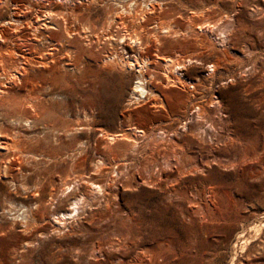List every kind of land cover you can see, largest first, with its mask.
<instances>
[{"label":"rangeland","instance_id":"374dc122","mask_svg":"<svg viewBox=\"0 0 264 264\" xmlns=\"http://www.w3.org/2000/svg\"><path fill=\"white\" fill-rule=\"evenodd\" d=\"M85 1L61 0L48 14L43 0H0V27L12 14L32 19L42 35L18 44L51 62L47 74L26 62L25 85L6 82L0 142L18 132L26 149L61 152L55 168H3L0 264H264V0H158L142 20L123 12L124 0H96L75 15L71 5ZM8 45L0 39V53ZM141 78L152 94L132 93ZM81 145L87 172L99 157L93 185L71 166ZM64 179L68 189L46 204ZM66 192L81 201L58 221L72 207Z\"/></svg>","mask_w":264,"mask_h":264},{"label":"bare ground","instance_id":"6f19581e","mask_svg":"<svg viewBox=\"0 0 264 264\" xmlns=\"http://www.w3.org/2000/svg\"><path fill=\"white\" fill-rule=\"evenodd\" d=\"M46 1V4H44V6H43V8H45V10H44V12L45 13H50L51 12V9H50V7L51 6H53V5H56V6H60V4L59 3H61V0H59V2H57V1H55V3L54 2H51L50 0H43V2H45ZM70 1V4L72 3V0H69ZM96 0H86L85 2H84V4H82V5H71V10L72 11H75V15H76V13L78 14V12H79V14H80V12L81 11H83V10H87L88 9V6L90 5V4H92L93 2H95ZM108 1H116V0H108ZM126 3H125V5L127 6V4H129V3H133V5L132 6H130L129 5V7H128V9H126L127 7L126 6H123V5H120L121 6V8H122V10H123V12L124 11H126L128 14H130L131 13V15H132V18L133 19H138V20H142L143 18H145V17H147L148 16V14L149 13H152V12H155V11H157L158 9H161L160 7V5H159V1L158 0H141V2H143V5L144 6H142V7H139L138 5H136V6H134L135 5V3L136 2H138V3H141V2H139L138 0H124ZM106 3V2H105ZM120 3V2H119ZM124 4V3H123ZM117 5V4H116ZM110 7H111V5H110ZM109 7V8H110ZM120 8V9H121ZM112 9H113V7H112ZM115 11H117V9H114ZM117 13V12H116ZM120 13V12H119ZM121 14V13H120ZM127 15V14H126ZM123 16V15H122ZM121 16V17H122ZM110 20V19H109ZM123 20V19H122ZM146 20V19H145ZM133 21V20H132ZM5 24H1V26L2 27H0V39H3L4 41H8V43H9V45H10V47H9V45H8V47H9V50L8 51H5V53H0V93H2V92H4L5 90H4V87H7V89H8V87L10 86V85H6V82L7 83H9V84H11V86H14L17 82L18 83H20V85L22 84V83H24V85L26 84V79L23 77V75L25 74V73H23L24 71H25V66H24V64L26 63V62H28V61H30V62H34V63H37V64H40V65H42V69L41 70H39L40 72H43V73H48V70L47 69H45V67H49L50 65H51V62L47 59V60H44L45 59V57L43 58V57H35V55L32 53V51H24V50H22L21 48H20V45L18 44V40H21V39H23V38H25V37H28V36H31V37H34V38H36V37H39V35H42L41 34V31L39 30V28H38V26L35 24V22L32 20V19H30V21L29 22H27V23H23L22 22V19L20 18V17H15V15L14 14H12L11 15V17L9 18V20L8 21H6V22H4ZM62 23H63V29H64V31H65V33H66V35H68V36H70L71 35V33H74L73 32V30L70 28V26H71V24H72V22H66V20H65V18H64V16H63V19H62ZM133 23V22H132ZM139 24V23H138ZM142 25V24H141ZM86 27V26H85ZM102 27V26H101ZM147 27V26H146ZM1 28H3L2 30H1ZM83 28V27H82ZM164 28V27H163ZM162 29V28H161ZM202 30V27L201 26H198V27H196V28H194L193 29V34H194V36H196V37H198L199 36V32ZM159 31V30H158ZM163 32H165V33H169L168 32V29L167 30H165V31H163ZM173 34H175V35H177V34H179V33H173ZM144 35V34H143ZM164 35V34H163ZM162 35V36H163ZM168 35V34H167ZM222 35H224V39H226L227 40V36H225V34H222ZM164 36H166V35H164ZM33 38V39H34ZM156 38V37H155ZM44 39V38H43ZM134 39V41L133 42H135V41H137L136 39H135V37L133 38ZM223 39V41H226V40H224ZM45 40H46V38H45ZM155 40V39H154ZM159 41V40H158ZM222 41V42H223ZM32 42V41H31ZM140 42V41H139ZM201 42H202V40H201ZM5 43V42H4ZM7 45V44H6ZM24 46H26V45H24ZM28 50V49H27ZM44 56V55H43ZM48 58H50V57H48ZM120 61H121V66H125L127 69H133V68H135L136 69V71L137 72H140V70H142V67L143 66H136V64H135V61L134 60H125V59H122V58H118ZM118 60V61H119ZM185 62H190V59H186V61ZM5 63H7V65H4ZM210 63V62H209ZM185 64V63H184ZM26 65H28L27 63H26ZM179 64H174V66H176V67H180V66H178ZM182 65V64H181ZM210 67H211V69H212V71H214V69H216V68H218V66H219V62L218 61H212V63H211V65H209ZM29 67V66H28ZM166 67V66H165ZM169 67V66H168ZM28 75V74H27ZM142 75V74H141ZM40 77V76H39ZM142 77V76H141ZM168 77V80L170 81V82H174V81H178V79H176L177 77H173V75H171V76H167ZM145 80V79H144ZM146 81V80H145ZM18 83H17V85H18ZM29 85L31 84L30 82L28 83ZM27 84V85H28ZM19 85V86H20ZM23 85V86H24ZM32 85V84H31ZM20 87H22V86H20ZM32 87V86H31ZM30 88V87H29ZM37 88V87H36ZM156 88V87H155ZM6 89V88H5ZM20 89V88H19ZM23 89V88H22ZM24 90V89H23ZM27 91H28V89H26ZM32 89H30V91H31ZM35 90V89H34ZM9 92V91H8ZM132 93H136V94H138V96L139 97H145L147 94H152V91L150 90V89H148V88H146V86H144V84H143V80H142V78L141 79H137L136 81H135V83H134V86H133V88H132ZM7 94V93H6ZM3 97H5V96H3ZM3 99V98H2ZM6 99V98H5ZM0 100H1V97H0ZM1 101H4V99L3 100H1ZM1 101H0V103H1ZM5 102V101H4ZM3 102V103H4ZM2 105H4V104H2ZM6 106V105H5ZM4 106V107H5ZM7 107H9V106H7ZM1 108V107H0ZM3 108V107H2ZM17 109V108H16ZM1 110V109H0ZM5 110H6V108H5ZM11 110V109H10ZM27 110V109H26ZM25 110V111H26ZM7 111V110H6ZM24 111V112H25ZM2 112V111H1ZM0 112V113H1ZM3 112H5V111H3ZM10 112V111H9ZM11 112H12V110H11ZM13 112H14V110H13ZM22 113V112H21ZM5 114V113H4ZM3 114V115H4ZM8 114V113H7ZM6 114V115H7ZM25 114V113H24ZM24 114H23V116H24ZM32 114V113H31ZM30 114V115H31ZM37 114V113H36ZM36 114H35V116H33V117H37L36 116ZM1 115V114H0ZM8 115H10V114H8ZM13 115V114H12ZM17 115V114H16ZM20 115V114H19ZM18 115V116H19ZM34 115V114H33ZM2 116V115H1ZM5 116V115H4ZM20 117V116H19ZM22 117V116H21ZM25 117V116H24ZM26 119H25V121H23V122H26L27 121V117H25ZM29 118V117H28ZM24 119V118H23ZM20 120H22V119H20ZM20 124V123H19ZM29 126H31V125H29ZM17 128V127H16ZM31 128V127H30ZM13 129H14V127H13ZM21 129V128H20ZM22 130V129H21ZM10 131V130H9ZM8 131V132H9ZM11 131H12V129H11ZM15 131H17V130H15ZM22 132V131H21ZM142 133H144V131H141ZM11 134V133H10ZM9 134V135H10ZM23 134V133H22ZM100 136H102V137H109L110 139H114V137H115V135L114 134H107V133H105V132H103V131H100ZM6 135V134H5ZM20 135L21 134H18V132H14L12 135H10V137L11 138H9L8 140H6V141H4L3 140V142H0V148L1 149H3V152H2V157L0 156V174H2L1 172H3L2 170H3V168H8L9 170H10V175L12 174V171H14V172H16V173H19V172H21V170H23L24 169V167H26L25 165L26 164H38V163H43L44 165L45 164H51V165H49V166H52V168H55L56 167V165H57V162H59L60 160V153L61 152H59V154H55V153H53V154H51V153H48L47 151H41V150H38L39 152H37V150L35 151V150H33V149H26V148H28V147H25L24 146V144H22L23 146H21L20 145V142H21V140H20ZM24 135V134H23ZM142 135V134H141ZM22 136V135H21ZM43 136V135H42ZM2 137V136H1ZM7 138H8V136H6ZM6 137H3V139L4 138H6ZM14 139H13V138ZM60 137V136H59ZM22 138H24V140H25V137H23L22 136ZM31 139L33 138V137H30ZM42 138H44V137H42ZM116 138V137H115ZM31 139H28V140H31ZM34 139V141L33 142H36V141H38V140H41V139H38V140H36L35 141V139L36 138H33ZM59 139V138H58ZM27 140V139H26ZM59 141V140H58ZM23 142V141H22ZM26 142V141H25ZM42 142V141H41ZM28 144V143H27ZM42 144V143H41ZM44 144V143H43ZM58 144V143H57ZM81 144H82V142H81ZM25 145H26V143H25ZM34 145H37V144H34ZM39 145V144H38ZM79 145H80V143H79ZM28 146V145H27ZM33 146V145H32ZM31 146V147H32ZM44 146V145H43ZM85 146V145H84ZM82 147V145L80 146V150L78 151V154H77V156H75V154H74V152H73V159L72 160H74L73 161V164L71 165V166H75L76 168H78L77 170H80L78 173H79V175H78V177H80L81 179H82V177H83V174H88V177H89V174H90V176H91V170H94L93 172L94 173H97L96 171H97V169H99L100 167H98V165H97V162H98V158L99 157H97L96 156V158L95 159H91L90 161H89V165H91L92 167L91 168H89V169H87V170H89L88 172H90V173H88L85 169V162H84V158L81 156V154H82V152H86V149H85V147ZM30 147V148H31ZM34 147H36V146H34ZM38 148L39 147H41V145L40 146H37ZM45 147V146H44ZM79 147V146H78ZM77 147V148H78ZM82 147V148H81ZM40 149V148H39ZM42 149V148H41ZM44 149H46V148H44ZM50 149V148H49ZM73 149H75V148H73ZM77 150V149H76ZM51 151V150H50ZM55 152H57V151H55ZM76 152V151H75ZM1 153V152H0ZM69 153V152H68ZM84 154V153H83ZM68 155V154H67ZM71 155H72V152H71ZM65 156V155H64ZM63 156V157H64ZM81 156V157H80ZM65 159H67V157L65 158ZM64 159V160H65ZM62 160V159H61ZM63 160V161H64ZM70 161H71V159H69ZM98 163H100V162H98ZM148 163V162H147ZM43 164H41V165H43ZM61 164V163H60ZM62 164H64V163H62ZM61 164V165H62ZM151 164V163H150ZM40 165V164H39ZM43 165V166H44ZM59 165V164H58ZM88 165V166H89ZM146 165V164H145ZM32 167H34L33 165H31ZM49 166H47V167H49ZM69 166V165H68ZM102 166V165H101ZM205 166V165H204ZM207 166V165H206ZM29 167V166H28ZM58 167V166H57ZM60 167V166H59ZM58 167V168H59ZM63 167V166H62ZM70 167V166H69ZM74 167V168H75ZM144 167V166H143ZM203 167V166H202ZM46 168V167H45ZM61 168V167H60ZM59 168V169H60ZM72 168V167H71ZM95 168V169H94ZM27 169H29V168H27ZM26 169V170H27ZM30 169H32V168H30ZM39 169V168H38ZM40 169H41V167H40ZM43 169V168H42ZM49 169V168H48ZM47 169V170H48ZM101 169V168H100ZM35 170H37V169H35ZM43 170H45V169H43ZM51 170V169H50ZM50 170H48V171H50ZM56 170H57V168H56ZM70 170V169H69ZM73 170V169H72ZM144 170V169H143ZM183 170V169H182ZM24 171V170H23ZM22 171V172H23ZM29 171V170H28ZM52 171H53V169H52ZM58 171V170H57ZM75 171H76V169H75ZM74 171V172H75ZM186 171V170H185ZM30 172H34L33 170H31ZM40 172V171H39ZM42 172V171H41ZM73 172V171H72ZM73 172V173H74ZM178 172V171H177ZM29 173V172H28ZM43 173V172H42ZM57 172L55 171V174H56ZM58 173H59V171H58ZM68 173H70V171L68 172ZM72 173V174H73ZM77 173V172H76ZM76 173H75V176H76ZM101 173V172H100ZM100 173H98L99 175H100ZM186 173V172H185ZM20 174V173H19ZM34 174V173H33ZM37 174H38V172H37ZM44 174V173H43ZM47 175H48V173H46ZM46 174H45V176H46ZM49 174H50V172H49ZM71 174V175H72ZM97 174V175H98ZM180 174V173H179ZM24 175H26V174H24ZM35 175H36V173H35ZM53 175V174H52ZM66 175V174H65ZM96 175V176H97ZM102 175V174H101ZM41 176V175H40ZM49 176H51V175H49ZM70 176V175H69ZM73 176V175H72ZM85 176V175H84ZM8 177H10V176H8ZM38 177V176H37ZM66 177V176H65ZM88 177H86V178H88ZM25 178V177H24ZM43 178V177H42ZM42 178H41V180H42ZM49 178V177H48ZM69 178V177H68ZM71 178V177H70ZM84 178V177H83ZM94 178H95V176H94ZM15 179V178H14ZM27 179V178H26ZM56 179V178H55ZM55 179H53V181L52 180H50V181H48V183H51V182H54V180ZM85 179V178H84ZM91 178L89 177V179L87 180L86 179V182H88L89 183V185H93V181H91L90 180ZM6 180V179H5ZM44 180H45V178H44ZM73 180H75V178H73ZM79 180V179H78ZM10 181V180H9ZM14 181V183L16 182L15 180H13ZM26 181V180H25ZM35 181V180H34ZM33 181V183L35 184V182ZM38 181H40L39 180V178H38ZM37 181V182H38ZM43 181V180H42ZM68 181H69V179H64L63 181H60V182H62L60 185H62V186H64V188H62V189H60L62 186H57V182L56 183H53L52 185H50L51 187H49L50 189H48V191H47V193L45 192V191H43V190H41V186H39L38 184H39V182H38V184H35V185H38V187H40V192L39 191H36L35 192V194L34 195H36L38 198L37 199H35V201H39V203L40 204H42V203H44V201L42 202V200L44 199L43 198V194H45L46 193V199H44L45 200V203L46 204H51V202L53 201V200H55V198H56V196H57V194H58V192L60 193H64V191H66V189H68V187H69V184L70 183H68ZM85 182V181H84ZM113 182H117V180L115 179V180H113ZM11 183H12V181H11ZM23 183V182H22ZM41 183V182H40ZM45 183V182H44ZM81 183H82V181H81ZM21 184V183H20ZM54 184H56V185H54ZM95 184V183H94ZM112 184V183H111ZM111 184H109V183H105V185H104V188L106 189V193L108 192V191H111V189H109V187L111 186ZM15 185V184H14ZM23 185V184H22ZM34 185V186H35ZM58 185H59V183H58ZM77 185V184H76ZM110 185V186H109ZM115 185V184H114ZM26 186V185H25ZM32 186V185H31ZM33 187V186H32ZM44 187V186H43ZM102 187V186H101ZM101 187H100V185L98 184L97 186H96V188L97 189H99V191H100V189H101ZM18 188V187H17ZM30 188V187H29ZM36 188H37V186H36ZM45 188V187H44ZM87 188H88V186H87ZM95 188V189H96ZM103 188V187H102ZM112 188V187H111ZM26 189V188H25ZM27 190V189H26ZM36 190V189H35ZM103 190V189H102ZM34 191V190H33ZM38 192V193H37ZM45 192V193H44ZM72 193H73V191H71ZM71 192L70 193H68V192H66L67 193V197L69 198V199H71L70 201V203H71V205H72V207L68 210L69 212H66V213H64V212H61V213H58V215L56 216V220H58V221H61V220H64L65 218H68V216H70L71 215V213L72 212H76L77 211V209H78V203H79V201H81L80 200V198H77V197H73L72 195H71ZM34 193V192H33ZM104 193V192H103ZM114 193L115 194H117V192L116 191H114ZM72 196V197H71ZM77 196V195H76ZM116 196V195H115ZM30 197V196H29ZM33 197V196H32ZM33 199V200H34ZM65 200H66V198H65ZM83 200V199H82ZM31 201H32V199H31ZM85 201V200H84ZM83 201V202H84ZM42 202V203H41ZM82 202V203H83ZM28 203V202H27ZM21 204H23V203H21ZM30 204H32V203H30ZM25 205V204H24ZM29 205V204H28ZM82 205V204H81ZM80 205V206H81ZM23 206V205H22ZM33 206H34V204H33ZM42 206V205H41ZM41 206H39V207H41ZM46 206V205H45ZM26 207H29L30 209H31V207L30 206H26ZM36 207H37V205H36ZM22 208V207H21ZM43 208H44V206H43ZM46 208H47V206H46ZM30 209H28L27 211H29V215H25L24 217H28V216H30V217H32L33 215H34V212L32 213L31 211H30ZM36 209V208H35ZM25 210H26V208H25ZM26 211V212H27ZM36 213V212H35ZM44 213V212H43ZM23 215V214H22ZM36 216V215H35ZM44 216V215H43ZM23 217V218H24ZM29 217V218H30ZM34 217V216H33ZM28 218V219H29ZM31 219V218H30ZM32 219H34V218H32ZM25 220H27V219H25ZM37 220V219H36ZM43 220V219H42ZM26 222V221H25ZM42 222V221H41ZM114 222V221H113ZM27 224V223H26ZM119 225V224H118ZM62 231V230H61Z\"/></svg>","mask_w":264,"mask_h":264}]
</instances>
